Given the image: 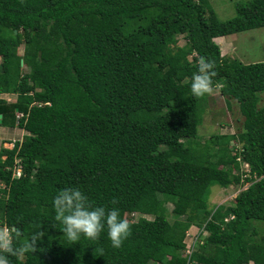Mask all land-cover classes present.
Returning a JSON list of instances; mask_svg holds the SVG:
<instances>
[{
    "label": "trees",
    "instance_id": "1",
    "mask_svg": "<svg viewBox=\"0 0 264 264\" xmlns=\"http://www.w3.org/2000/svg\"><path fill=\"white\" fill-rule=\"evenodd\" d=\"M263 26L264 0L236 3L227 20L209 0H0V125L27 131L0 147L9 264H264L254 223L264 222V61L223 56L215 41ZM201 57L215 60L212 87L244 117L237 135L203 143L210 93L190 91ZM247 182L230 204L209 206L212 186ZM69 185L119 207L131 226L121 247L106 232L64 237L52 199ZM192 225L200 237L187 255Z\"/></svg>",
    "mask_w": 264,
    "mask_h": 264
},
{
    "label": "rangeland",
    "instance_id": "2",
    "mask_svg": "<svg viewBox=\"0 0 264 264\" xmlns=\"http://www.w3.org/2000/svg\"><path fill=\"white\" fill-rule=\"evenodd\" d=\"M248 0H209L213 9L215 10L217 16L221 20H227L232 18L236 14V3L246 2ZM215 41L219 44L221 48V53L223 56L236 58L243 63H251L264 61V26L254 29H249L246 31L234 33L231 35L220 36L215 38ZM185 43L184 38L178 37V44L183 45ZM23 53V45L18 48V54ZM191 58V57H189ZM1 97L14 102L16 99V94L2 93ZM209 104L206 112L203 114L201 123L197 127V137L198 140L203 143L210 137L217 134L226 135H237L242 130V125L244 117L240 113L238 103L230 99V108H227V104L223 95H221L219 87H212V91L209 94ZM259 105H264V92L260 93ZM14 131H9V129L3 128L0 125V147L1 145L11 148L15 140L20 141L27 133L26 130L15 127ZM7 131V133H6ZM8 136L14 137L10 138ZM16 137V138H15ZM10 138L13 142L3 143L4 139ZM3 139V140H2ZM241 143H238L236 138H232L229 141V150L234 154L235 149L241 147ZM240 159V157L238 156ZM238 160V159H237ZM249 166L245 167V163H240V172H242V178L246 175H250ZM237 172V171H236ZM250 183H244L241 186L231 185L227 188L219 187L214 185L211 187L210 195L208 198V203L210 207L219 204H230L236 194L242 189L246 188ZM167 212L169 215V220H172V204H166ZM142 214L134 213V220L137 219ZM146 218H152L150 215H144ZM256 228L260 230L259 237H264V222H257ZM196 226H191L187 229V232L193 237L194 229ZM198 229V228H197ZM200 230V229H199ZM4 233L3 228L0 227V237ZM187 234V233H186ZM205 233L203 232L202 235ZM257 237V238H259ZM264 240V239H261ZM197 245V244H196ZM196 248V247H195ZM249 264H253L252 262Z\"/></svg>",
    "mask_w": 264,
    "mask_h": 264
},
{
    "label": "clouds",
    "instance_id": "3",
    "mask_svg": "<svg viewBox=\"0 0 264 264\" xmlns=\"http://www.w3.org/2000/svg\"><path fill=\"white\" fill-rule=\"evenodd\" d=\"M216 74L215 60L210 57H201L197 71L192 75L191 94L195 97H201L210 93L213 86V77ZM7 101L11 102L8 99ZM16 114L17 117L21 116V113L17 112ZM5 142L11 141H4L3 143ZM15 174H20V169H15ZM52 202L55 210V219L62 225V233L69 241L76 242L82 236L97 240L106 232L111 246L119 248L131 231L129 221L122 218L119 207L93 203L80 186L69 185L58 189L53 196ZM111 203L115 205L117 201L114 199ZM1 237L3 239L0 240V264H9V257L16 255V250L8 238L4 237L3 233Z\"/></svg>",
    "mask_w": 264,
    "mask_h": 264
},
{
    "label": "built area",
    "instance_id": "4",
    "mask_svg": "<svg viewBox=\"0 0 264 264\" xmlns=\"http://www.w3.org/2000/svg\"><path fill=\"white\" fill-rule=\"evenodd\" d=\"M248 166V164L247 163H245V167H247ZM198 227H196L195 229H194V232H192V233H194V235H193V237L191 236V234H189L188 232H187V234H186V237H185V249H184V254H187V255H190L194 250H195V246H196V244H197V242L199 241V229L200 228H198ZM4 237H9V235H10V230L7 228V227H5L4 228Z\"/></svg>",
    "mask_w": 264,
    "mask_h": 264
},
{
    "label": "crops",
    "instance_id": "5",
    "mask_svg": "<svg viewBox=\"0 0 264 264\" xmlns=\"http://www.w3.org/2000/svg\"><path fill=\"white\" fill-rule=\"evenodd\" d=\"M2 126V125H1ZM3 128H5V129H9V131H14L13 129H16L15 127H7V126H3ZM6 133H7V131H6ZM8 137H10L11 139L12 138H14V137H11V136H8ZM10 138H7V139H4V141H11V142H13ZM16 138V137H15ZM3 140V139H2ZM3 141V142H4Z\"/></svg>",
    "mask_w": 264,
    "mask_h": 264
},
{
    "label": "water",
    "instance_id": "6",
    "mask_svg": "<svg viewBox=\"0 0 264 264\" xmlns=\"http://www.w3.org/2000/svg\"><path fill=\"white\" fill-rule=\"evenodd\" d=\"M21 63H22V61H21Z\"/></svg>",
    "mask_w": 264,
    "mask_h": 264
},
{
    "label": "bare ground",
    "instance_id": "7",
    "mask_svg": "<svg viewBox=\"0 0 264 264\" xmlns=\"http://www.w3.org/2000/svg\"><path fill=\"white\" fill-rule=\"evenodd\" d=\"M19 161V160H18Z\"/></svg>",
    "mask_w": 264,
    "mask_h": 264
}]
</instances>
